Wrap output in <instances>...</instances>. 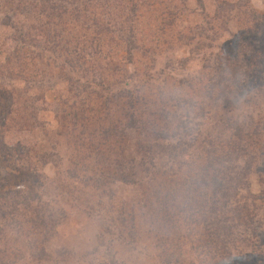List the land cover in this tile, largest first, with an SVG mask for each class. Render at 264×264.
Listing matches in <instances>:
<instances>
[{
  "label": "rangeland",
  "instance_id": "obj_1",
  "mask_svg": "<svg viewBox=\"0 0 264 264\" xmlns=\"http://www.w3.org/2000/svg\"><path fill=\"white\" fill-rule=\"evenodd\" d=\"M66 1L63 11L56 10L55 16L46 20L41 16L42 11L59 4L57 0H0L3 77L14 66V59L7 64L5 58L10 57L17 45L13 40H18L22 32L31 34V28L41 26L52 37V33L62 29L59 37L62 44L79 41L89 51L92 36L85 30L91 32L97 22L108 26L103 38L116 60L112 76L111 67L105 66L99 56L87 59V72L72 74L64 68L65 74L72 80L80 79L79 85L104 74L110 81L113 79L116 90L137 89L144 104L139 111L154 113L156 119H162L157 122L160 123L157 135L169 137L179 133L186 142L194 138V143L187 142L196 143L188 151L190 154L227 152L235 160L226 167L234 172L238 168L235 164L247 166V176L240 186L247 190L240 195L250 201V225L230 228L227 242L213 248L212 235L204 220L197 213L184 217L177 201L170 202L172 199L159 194L160 189L155 185L150 195L156 198L152 199L147 196V185L139 190L100 179L103 186L96 191L93 189L96 185L92 188V184L85 186L87 182L69 179L66 173L71 172V159L86 151L78 147L77 140L80 137L78 143L82 145L86 140L81 137L89 130L77 129L66 137L62 135L55 119L59 111L55 100L59 97L68 100L65 83L56 84L64 65L56 69L54 60L48 61L51 56L42 54L35 67H28V73L31 75L34 70L35 75L28 77L29 84L9 81L16 90L29 88L30 96H43L46 111L37 116L35 150L22 151L28 162L13 152H8V162L0 156V223L5 225L0 242V251L5 254L3 261L8 264H264V0ZM23 11L27 14L22 15ZM47 21L51 25L46 26ZM8 22L14 29L4 26ZM118 29L122 33H117ZM100 39L103 41L101 36ZM126 39L131 41V47H126ZM220 57L229 59V71L236 73L234 78L225 74L226 94L210 84L219 73L225 72L217 67ZM54 58L61 62L66 56L56 54ZM15 70L22 71L16 67ZM42 78L55 86L48 89L46 84H39L37 80ZM116 79L119 84L114 82ZM7 83L0 75V108L5 106L1 88ZM111 109L115 110V117L128 112L124 104L118 108L122 112ZM79 132L84 136H77ZM144 136L148 143L144 142ZM154 138L143 133L136 141L141 148L135 145L133 135L121 144L125 163L122 172L129 173L130 162L137 164L145 157H161L165 164L162 163L160 172L167 176L158 178L156 185L181 180L182 173L166 164L169 146L153 141ZM40 156L49 160L40 162ZM133 173L143 175L135 169ZM199 195L196 201L203 202L202 191ZM33 197L34 201L28 200ZM24 198L29 202L28 207L18 204ZM36 216L46 222L48 235L28 237L27 232L15 228L19 219H26L29 223L26 229H30V221ZM163 252L173 255L172 261H166Z\"/></svg>",
  "mask_w": 264,
  "mask_h": 264
},
{
  "label": "trees",
  "instance_id": "obj_2",
  "mask_svg": "<svg viewBox=\"0 0 264 264\" xmlns=\"http://www.w3.org/2000/svg\"><path fill=\"white\" fill-rule=\"evenodd\" d=\"M57 2L59 4L49 6L47 10L44 9L42 11L41 16L44 15V19L51 20L55 16L56 10L63 11L64 5L68 4L66 0H57ZM8 12L11 13V10L9 9ZM26 14L23 11L22 15ZM47 25H51L49 21L46 22ZM4 26L14 29V25L9 22L4 23ZM40 27H36L34 30L31 28V34L22 32L18 40L11 39L17 45L14 46L9 54L10 57H6L5 60L8 64L14 59V66L12 65L10 66L11 69H7L6 73L8 76L3 77L2 72H0L1 79L8 81L5 88H1L3 92L1 98L5 101V106L0 108V156L5 162H8V152H13L15 156L22 157V161L28 162V157H23L24 153L22 151L33 152L35 150L36 142L33 135L34 130L39 126L37 116L39 112L46 111L43 96L42 98L39 94L30 96L28 93L29 88L16 90L9 81L21 80L25 84H29L30 80L28 77L35 78V75L34 70L31 75L28 73V67L31 69L35 67V63L40 61L39 55L49 54L51 59H48V61L54 60V63H52L53 66L56 65V69H59L60 64L64 65L59 70L60 75L56 77V84L62 81L65 83L68 100L66 101L62 97L55 100L59 106L55 119H57L58 126L63 131L62 135L66 137L71 133H75L77 129L82 131L83 128H88L89 130L86 132L85 137H81L86 140L82 145L78 143L80 137L77 140L76 144L78 147H83L86 151L80 156L74 154V158L69 163L71 166L69 171L71 172L66 173L69 179L79 180L84 184L87 182L85 186L92 184L90 185L92 188L93 185H96L93 188L96 191L103 186L102 182L99 181L100 179L103 181L108 180V182L114 184H126L139 190H142L147 185V192H149L147 196L152 199L156 198L154 195H150L155 185L160 189L159 194H164L166 199H172L170 201L172 203L177 201L180 213L184 217L197 213L204 220L203 222L207 224L212 235L211 246L213 248H217L218 245L227 242L231 235L230 228L234 229L236 226L250 225L248 204L250 201L245 195H240L241 192L247 190L240 187L242 184L241 180L247 176V166L243 167L235 164L233 166L238 168L234 172V169L231 170L226 167V164L232 165L233 160H235L231 159L227 152H216L212 155H209L211 151L208 154H190L188 151L196 145V143L194 145L189 144L196 141L194 138L189 139L187 141L189 143H187L177 135L179 133L169 137L157 135V130H160L159 125H157L160 123L157 122H161L162 119H156L155 116L157 115L154 113L147 114L142 110L139 111L140 106L143 104V97L137 89L130 91L119 87L116 90L114 83L112 84L113 79L110 81L111 78L106 77L104 74L91 78L90 81L85 80L82 85L78 83L80 79L72 80L70 76L65 74L64 68H67L72 74L87 72L86 61L92 56H99L105 66L111 67L109 70L111 72L113 67H115L114 63L116 60H114L115 56L112 50L106 47L104 43L103 37L106 35V31H109L108 26L104 27L102 23L97 22L91 32L85 30L87 34L92 36V42L87 47L89 48L88 52L79 41H73L72 43L69 40L68 43L62 44L59 39L60 34L63 32L62 29L52 33V37H49L46 30L40 29ZM33 31L34 35L32 34ZM117 33H122V30L118 29ZM85 37L86 35L83 38ZM66 45H69L68 48L64 47ZM125 45L126 47H131L132 43L126 39ZM56 54L65 55L66 59H61V62L60 59L55 61L54 55L56 57ZM220 58L217 62L221 67H217L219 69L222 68L225 72L219 73L210 84L218 92L226 94L225 74L234 78L236 73L229 71V59ZM117 59L120 60V56ZM57 62H60L59 65ZM15 67L17 69L21 68L22 71L20 70L19 73L15 70ZM234 67L236 66L234 65ZM109 74L112 76V72ZM37 82L39 84L43 83V85L46 84L48 89H52L55 86L54 83H49L43 78L37 80ZM114 82L119 84L120 81L117 83L116 79ZM37 89L36 91L39 92L40 88ZM122 104L128 108V112L117 115V117L113 116L115 110H112L111 107L116 108L120 112L121 110L118 108ZM9 113H12L13 117H10ZM123 120L125 123H122ZM178 129H181V127ZM143 133H147L148 136L153 135L155 137L153 141H161L169 146V150L165 155L167 156L166 164L169 163L170 166H174L177 173H182L181 180L177 179V182L175 181L176 179L167 180L166 184L156 185L158 178L162 179L167 176L165 172H160L162 163L165 164V159H160L161 157H145L139 160L137 164L130 162L128 163L130 165L129 173L125 174L122 172V165L125 163L123 157H121V152L123 153L124 150L121 144L133 135L135 145L141 148V145L136 141ZM77 136H84V133L79 132ZM145 137L147 138V136H144V142L148 143ZM210 145L212 146V143ZM200 146L199 144L198 147ZM216 154H220L221 157ZM193 157L196 158L193 159ZM182 159L186 161L183 162ZM45 160H49V157L40 156V162H45ZM133 169L139 170L143 175L140 176L137 173H133ZM171 176L175 175L172 174ZM83 178H85V181H83ZM199 191H202L203 202L196 201V199L200 198ZM144 199L147 200L146 198ZM25 200L24 198V202L18 204L28 207L29 202H25ZM28 200L34 201L35 199L33 197ZM201 214H205V216ZM16 223L18 226H15V228L27 232L28 237L48 235V231H46L48 226L39 216H36L35 220L30 221L33 226L30 229H26L29 224L26 219H19ZM4 226L0 223V242L4 238ZM163 254L166 261H172L173 255H166L165 252ZM9 255L15 256L11 252H9ZM4 258L5 254L0 251V264H8L3 261ZM15 258H17V255ZM16 260L18 262L19 258Z\"/></svg>",
  "mask_w": 264,
  "mask_h": 264
},
{
  "label": "clouds",
  "instance_id": "obj_3",
  "mask_svg": "<svg viewBox=\"0 0 264 264\" xmlns=\"http://www.w3.org/2000/svg\"><path fill=\"white\" fill-rule=\"evenodd\" d=\"M245 91H251V89L245 88Z\"/></svg>",
  "mask_w": 264,
  "mask_h": 264
}]
</instances>
